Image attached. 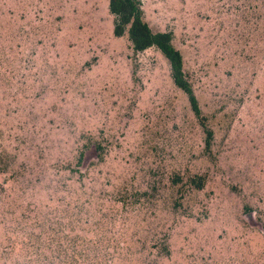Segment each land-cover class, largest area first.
<instances>
[{"label":"rangeland","instance_id":"obj_1","mask_svg":"<svg viewBox=\"0 0 264 264\" xmlns=\"http://www.w3.org/2000/svg\"><path fill=\"white\" fill-rule=\"evenodd\" d=\"M108 1L0 0V264H264V0H140L201 118Z\"/></svg>","mask_w":264,"mask_h":264},{"label":"trees","instance_id":"obj_2","mask_svg":"<svg viewBox=\"0 0 264 264\" xmlns=\"http://www.w3.org/2000/svg\"><path fill=\"white\" fill-rule=\"evenodd\" d=\"M108 9L114 16L113 33L122 36L127 33L132 49L142 51L150 46H155L170 66V74L174 84L187 96L190 108L197 118H201V110L192 86L186 79L183 70L182 55L172 44L170 32L153 31L143 19L140 0H109ZM206 144H209L211 131L206 129ZM81 162V156L79 157ZM193 181L196 188H201V177Z\"/></svg>","mask_w":264,"mask_h":264}]
</instances>
